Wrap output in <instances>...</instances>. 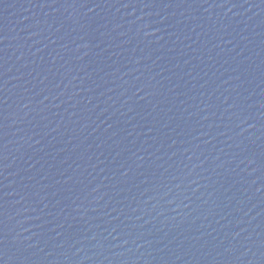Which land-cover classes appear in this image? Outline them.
Here are the masks:
<instances>
[{"label":"water","instance_id":"95a60500","mask_svg":"<svg viewBox=\"0 0 264 264\" xmlns=\"http://www.w3.org/2000/svg\"><path fill=\"white\" fill-rule=\"evenodd\" d=\"M0 264H264V0H0Z\"/></svg>","mask_w":264,"mask_h":264}]
</instances>
